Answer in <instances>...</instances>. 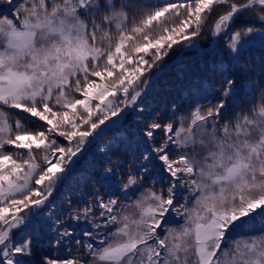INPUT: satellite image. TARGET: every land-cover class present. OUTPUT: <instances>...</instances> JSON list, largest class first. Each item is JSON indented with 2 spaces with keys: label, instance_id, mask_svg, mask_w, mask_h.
<instances>
[{
  "label": "snow or ice",
  "instance_id": "1",
  "mask_svg": "<svg viewBox=\"0 0 264 264\" xmlns=\"http://www.w3.org/2000/svg\"><path fill=\"white\" fill-rule=\"evenodd\" d=\"M210 19L235 55L207 103L175 119L138 105L145 72ZM257 41L264 0H0V264H264V90L233 110ZM129 106L144 150L101 149L84 198L52 211L73 158Z\"/></svg>",
  "mask_w": 264,
  "mask_h": 264
},
{
  "label": "trees",
  "instance_id": "2",
  "mask_svg": "<svg viewBox=\"0 0 264 264\" xmlns=\"http://www.w3.org/2000/svg\"><path fill=\"white\" fill-rule=\"evenodd\" d=\"M132 2L135 3V0H132ZM213 23L214 19H210L204 27L202 34L194 37L192 41H197L204 48L211 46L215 40V37L210 33V28ZM216 39H219L218 46L197 53L191 59L189 58L182 62H176L169 70L165 71L158 78H156L138 105L147 104L156 110L167 109L165 115L169 118L175 119L177 115L187 117L193 106L197 103L206 104L207 100L204 98V90L218 88V80L222 71L227 70L232 66V56L235 55L229 54L226 50L225 42L227 37H224L223 40L219 37ZM182 48L181 44L174 45L173 51L170 52L168 56H165L156 67L148 69L145 72V75L150 78L159 67L166 65L174 57H176ZM192 52H195V50ZM239 57L241 63L246 65L248 75L244 77L243 83L233 104V110L236 112L243 110L240 105H243L246 99H258L260 91L264 90V47H262L259 43H254L245 47L242 52L239 53ZM147 58L148 57H145V59ZM125 67L131 68V65H125ZM145 67L147 68V66ZM141 79H143V77ZM120 96H122V93L118 94L117 99H119ZM108 98L112 99V97ZM94 103H98V101H95ZM172 105H175V111L172 110ZM77 110L80 111L81 109ZM129 117H133V120L131 121L132 124H130L128 132H126V134H128V140H125V137H123L124 142L118 147L117 142L122 134L119 136L120 133H117L116 137H112V139L117 140L116 143H111L108 146V149L118 150L113 152L117 154L121 152V156L123 158L131 160L134 155H138L139 152L143 151L145 146L139 142V138H137L136 141H133V138L130 135L131 130L135 127L137 117L136 109L133 113L129 114ZM229 118H231V116ZM27 126L29 128L34 127L31 124H28ZM120 127L121 125L117 126L115 129L118 130ZM104 139L109 138L108 136H105ZM67 143V141H64L65 146H67ZM106 158L107 157H105L104 160ZM91 159L92 153L87 152V155L85 153L75 162L71 171L77 170L76 173L81 177V175L85 173L84 168L91 162ZM112 159H115V156H112ZM90 177L92 176H89V181ZM87 183L84 184L83 182L74 187L77 183L71 180V177H67V179L60 184V187L53 195V198L55 200H59V203L62 204L59 207V210H63L64 206H67L65 202L66 197L71 196L74 201H78L77 197L82 200L86 191L84 185ZM59 192L63 194L62 198H59L61 196V193ZM169 221L171 227H178L179 224L183 223L182 218L175 216V214L169 218ZM39 222L40 221H38V223ZM262 226H264V222L256 223L255 228L259 229ZM77 234L80 235V229H77ZM49 238L50 235L45 233L44 237L40 241V251L38 250L39 254L46 251L47 241Z\"/></svg>",
  "mask_w": 264,
  "mask_h": 264
},
{
  "label": "rangeland",
  "instance_id": "3",
  "mask_svg": "<svg viewBox=\"0 0 264 264\" xmlns=\"http://www.w3.org/2000/svg\"><path fill=\"white\" fill-rule=\"evenodd\" d=\"M217 37H215L213 45L211 46V48H214L216 46H218L219 44V39H216ZM193 43V47L191 48H187V47H183L182 50L176 55L178 56L177 59H180V62L187 60V59H191L193 56L196 55L195 52H192L193 50L197 51V50H202L201 49V45L197 44V41H192ZM254 43H259L254 42ZM252 43V44H254ZM250 44V45H252ZM260 44V43H259ZM249 45H247L246 47H248ZM210 48V49H211ZM200 53V52H198ZM175 58V57H174ZM169 70V68H166L163 73L165 71ZM151 87V85H150ZM109 99V98H108ZM95 102V101H94ZM93 102V103H94ZM135 111V109L133 108L132 110H128L125 114V116L119 117V118H115L111 121H106L105 125H101L100 128H98L96 130L97 133H94L92 137H89V142L85 144L83 151L81 152L82 154H78L77 156H79V158L76 159V161L78 159H80L85 153L87 155V152H91L92 153V159L91 162L87 165V167H85V173L81 175V177L76 173L77 170L71 171V169L73 168V165L75 164L72 163L71 165H69L68 167L70 168V171L66 174V178L67 177H71V180H73L74 182H76L77 184L74 186L76 187L78 184L80 183H87L89 182V176H98L99 175V170L104 166L102 161H104V158L108 156L109 153H106L105 151H101V149H108V146L111 143H116L117 140L112 139V137H116L117 133H120L119 136L122 134V136H120V139L118 140V147L121 146V144L124 142L123 141V137H125V140H128V134H126V132H128L129 130V126L130 124H132V120L133 117H129L130 113H133ZM111 118V117H110ZM121 125V127L117 130L115 129L117 126ZM105 136H108L109 139H104ZM61 142L64 144V139L60 138ZM110 151H118V150H110ZM121 151V150H119ZM37 160L39 161L42 152H36L35 153ZM119 155H121V152H119ZM43 166V165H42ZM60 187V184L57 185V189ZM66 192V191H65ZM61 193V192H59ZM54 195V194H53ZM63 194L61 193V196ZM61 196L59 198H61ZM56 197V196H55ZM50 202L53 205H58V206H53L52 210L60 212L61 209L59 210V207L62 205L59 203V200H55L53 198V196L50 198ZM66 206H64L65 208ZM28 211V210H25ZM23 214V213H21ZM257 223H262L264 221H261L260 217H257ZM38 221L40 222H45L46 223V217L41 216V217H34V222L38 223ZM77 236H80L77 234ZM44 237V235H43ZM42 237V238H43ZM85 240H87V238H85ZM41 247V246H40ZM40 251V248H39ZM39 258V253H37V259Z\"/></svg>",
  "mask_w": 264,
  "mask_h": 264
},
{
  "label": "water",
  "instance_id": "4",
  "mask_svg": "<svg viewBox=\"0 0 264 264\" xmlns=\"http://www.w3.org/2000/svg\"><path fill=\"white\" fill-rule=\"evenodd\" d=\"M153 78H154V77H152L151 81L153 80ZM130 108H131V107H130ZM128 109H129V108H128ZM128 109H127V110H128ZM127 110H125L124 112H122L118 117H121V116L125 115V113H126ZM118 117H111V118L109 119V121H111V120H113V119H115V118H118ZM96 133H97V132H96Z\"/></svg>",
  "mask_w": 264,
  "mask_h": 264
}]
</instances>
